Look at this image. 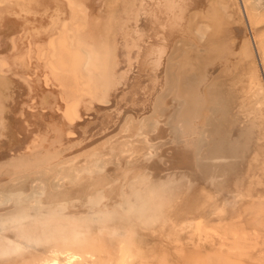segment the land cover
I'll list each match as a JSON object with an SVG mask.
<instances>
[{
  "label": "bare ground",
  "instance_id": "obj_1",
  "mask_svg": "<svg viewBox=\"0 0 264 264\" xmlns=\"http://www.w3.org/2000/svg\"><path fill=\"white\" fill-rule=\"evenodd\" d=\"M15 1L0 0V27L3 24V28L7 23L5 20L11 19L12 15L8 11L15 7L11 5ZM30 2L32 5L30 9H35L34 12L37 11V14L33 13V10L30 11L38 17L36 21L40 26L47 27L45 31L48 37L41 40L47 45L38 46L42 49L36 51L39 57L44 58L47 68L42 80L43 85L32 84V91L35 96L41 97L45 92H49L47 87L53 84L58 86L65 80L66 86L61 89L67 92L64 99L59 91H55L60 98L58 101L60 113L47 109L39 113L40 117L38 114L35 115L36 118L31 117L30 121L39 129L34 130L40 132L42 126L44 131L45 125H48L47 127L52 130L49 134L51 132L55 134L53 136L50 134L54 140L61 135L75 132L74 121L77 118L81 119V111L83 112V108L79 106L82 98L88 96L93 98L107 85L106 83L110 85L109 97L112 105L97 115L94 125L90 127L91 133L85 132L79 143L54 155L49 160L52 162L45 163L48 167L39 169L40 164L28 163V160L24 161L22 166H26L18 172L15 170L0 175L1 200L11 202L17 210L32 204L37 213L61 217L64 216L62 211L74 207L78 200H83L84 205L93 206L108 199L112 202L110 205L115 203L118 205L116 201L123 196L122 205H125L126 216L122 224L130 225L131 221L147 228H157L168 236H177L183 227L193 223L189 215L199 213L203 201L202 195L197 191L191 200L188 199L187 195L197 180L191 177L200 175V179L207 181L209 195L214 196L221 189L228 188L233 181L236 183L242 181L257 163L264 164V102L261 100L256 106L242 104L234 109L235 100L229 94L226 83L236 75L237 70L248 75H255L258 72L253 43L251 44L247 34H244L237 58H234L236 59L234 67L227 68L233 64H230L226 57L229 64L225 60L228 66L222 64L218 75H215L214 71L219 66L216 57L220 54L218 53L215 58L200 56L205 50L216 51V45L225 42L226 36L228 38L232 32L231 26L244 22L245 16L239 0H30ZM244 2L246 15L254 24L257 22L255 16L259 13L254 14V11L257 12L264 1ZM23 6L21 5L22 8ZM27 10L29 11V8ZM24 24L28 25L29 22ZM258 35H255L254 43L262 63L260 54H264V32ZM2 37L0 35V47L4 45ZM11 39L12 37H8V40ZM28 43L32 44V41ZM228 51L226 49L225 54ZM2 56L0 55V63L3 62V66L7 62L2 60ZM243 78L244 76L242 80ZM131 80L136 82L134 86L130 84ZM4 83L5 79L0 76V89L5 87ZM7 91L0 92L1 125L7 122L3 112L6 111V107L9 108L8 104H11L9 103L11 99L7 95L14 93V90L9 94L3 93ZM25 92L24 90L23 93ZM42 104L44 101L36 107L46 109L51 102L46 103V106ZM9 118L10 121L15 119ZM6 128L7 124L4 126L5 131ZM8 136L7 133L1 135V143L8 140ZM173 141L181 145L182 151L177 148L178 160L173 159L177 163L169 169L180 167L183 171H173L174 173L169 175L160 169L157 172L154 164H150L153 168L134 167L137 164L141 166L148 155L158 151L163 144ZM29 142L25 143L27 147L32 145ZM122 160H126V164L132 167L127 169L122 167L118 175L106 169L109 161L120 163ZM49 171L53 172L52 178L46 179L45 174ZM36 179L41 180L43 184L40 190L35 191L31 183ZM116 181H119L121 186L117 187L114 184ZM72 185L80 186L73 195L60 194L56 191L58 186ZM250 186L248 187L251 189ZM114 210H106L109 215L106 220L114 218L116 213ZM101 218L97 214L90 219ZM194 218L198 237L207 239L208 230L202 217ZM17 220L6 222V225L14 223V228H18L19 224L17 230L19 234L16 236L23 238L21 234H26L28 230L21 219ZM79 220H74L76 225L81 224ZM88 233L89 231L86 232L84 229L85 237ZM52 234L57 237L58 242L63 243V235L57 231ZM28 236L29 234L24 237ZM120 264H123V260Z\"/></svg>",
  "mask_w": 264,
  "mask_h": 264
},
{
  "label": "rangeland",
  "instance_id": "obj_2",
  "mask_svg": "<svg viewBox=\"0 0 264 264\" xmlns=\"http://www.w3.org/2000/svg\"><path fill=\"white\" fill-rule=\"evenodd\" d=\"M22 1L23 0H16L15 3L11 2V5L15 7L9 10L10 12L8 11V13L14 18L10 16V20H5L7 22L5 23L7 26L4 24V27L2 28V24L0 27V35L3 36L2 40H4V45L0 47V55H3L2 57L4 59L1 57L2 60L7 62L6 65L3 66L2 64L4 63H0V66H2L0 67V76L5 79V89L1 88L0 92L8 90L7 92L3 93L9 94L10 92L12 93L14 90V93H12V95H7L9 96L8 98L11 99V102H9L11 104H8L9 108L6 107V111L3 112V115L6 118L5 120L7 121L5 123L7 124L6 131L4 129L5 124H0V129H4V131L0 130V137L5 133H7V136L9 135L8 140H6L5 142L1 143L0 139V175H3V173L7 172H13L15 170V172H18V170L26 166H22L24 161L28 162V160V163L40 164L41 166L39 167V169L48 167L45 163L48 162L54 155L63 150H66L68 147L73 144H76L78 141L80 142L85 132H88V134L91 133L90 127L94 125V121L97 118V115L101 114V111H104L105 108L107 109L109 106L112 105V101H110L109 97L110 85L108 83H106L107 85H105L104 83L105 86H103L102 90L100 89L98 91L99 94L97 93L98 95L96 94L94 96L95 98H92L90 96L84 97L85 99L82 98L80 102L81 104H79L80 108H83V112L81 111V119L77 118V120L74 121L75 123L73 122L75 124L74 131L76 133L71 132L69 134H65V136L61 135L58 139L55 138L57 140L56 141L54 140V138H51L54 133L51 132L50 134L52 136H50L49 131L52 130L50 127H47L48 125L46 126L45 124H41L45 125L44 131L42 126L40 125L44 133L41 131V128L40 132H37L39 131V129L36 128V125L30 121L31 117L32 119L36 118V114H38L37 116L40 117L39 113L41 114L42 111L45 112L47 109H50V111L52 110V112L54 111L57 114L60 113V105L58 104V101L60 100L59 94H62V98L66 99L67 92L64 91L65 89H61L66 86V81L64 80V82L62 84L60 83L58 86L53 84L50 86L51 88L47 87L49 89V92H45L44 95H41L42 98L39 95H34L31 85L34 83L43 85V76L44 74H46L45 71L47 70L44 64V58L39 57L37 53L38 50L42 49L39 48L40 46H42L43 44L45 46L47 45L46 42L41 41L45 38H48L46 37L47 31H45V28L47 27L43 28V26H40L37 23L36 18L38 17L33 14H37V11L34 12L35 9L32 8L33 11L30 9V6H32L30 0H24V3ZM18 2L19 4H21H17ZM239 2L243 11V15L245 16L244 22L242 24H234L233 26H231V28L233 27L234 30L232 28V32L230 33V35H228V38L226 36L227 40L225 42L223 41L224 43L221 42L220 44L216 45V51L208 52L207 50H205L202 51L200 54V56L203 55L204 58H211L212 56H214L215 58V56L220 54L219 57H216V59H218L217 64L219 66H217L216 70L214 71V74L218 75L222 66H228L229 62H231L230 64L235 63L236 59L234 58H237L238 48L240 47L241 41L243 40L246 34L249 37L251 44L253 43L252 46L256 54L258 72L255 75H248L237 70L236 75H233L232 78L228 79L226 82L227 90L232 96V98L235 100L233 104L234 109L238 108L242 104L256 106L259 101L262 100L264 102V54H260L261 59L263 61L261 63L259 59L260 57L256 53V43H254L256 41L255 35L259 36L258 34L264 32V4L258 9L257 12L254 11V14L258 12L259 13L255 16L257 22L252 24V22L249 21L248 16L246 15L247 13L246 6H244V0H239ZM26 4H28V6ZM21 5H24L23 8L21 7ZM25 6L26 8H29V11L27 10L28 8H25ZM21 11L24 12L22 13ZM44 13L48 14L47 12ZM33 20L36 22H34ZM26 21L29 22L28 25L24 24L28 23ZM12 22H15V24H13ZM8 23H10L11 25ZM36 36L38 37L36 38ZM8 37H12V39L8 40ZM13 38L15 39L14 41H12ZM231 38L232 40L230 41ZM26 39L27 41H25ZM28 41H32V44H29ZM32 47L34 48L33 50ZM9 48H11L10 52H8ZM226 49L227 51L229 50L227 53L230 52L229 55L226 53L227 56L225 54ZM4 51L7 52L5 53ZM30 53H32V55ZM28 54L30 55L28 56ZM28 57L29 59H27ZM226 57H228L227 60L229 62L225 59ZM230 58L233 60H231ZM127 59L129 58H125V60ZM222 60L223 62H221ZM225 60L228 62V64H226L227 62L225 63ZM234 65L235 64L229 65L227 68H233ZM243 76L244 78L242 80ZM50 79H53V77H50ZM130 84L135 85L136 82L131 80ZM9 89L11 91H9ZM24 90L26 91L25 93H23ZM237 90L240 92L241 95L238 94L239 92ZM55 91H59L60 93L56 94ZM100 95L102 96L100 97ZM44 97L45 99L43 100ZM102 98L104 99V101ZM48 100L51 102V104H48ZM43 101V106H46V103L49 106L47 105L46 109L37 108L36 106L39 103H42ZM21 104L23 105V107ZM14 115L17 117L15 118ZM28 115L30 116L28 117L29 119L25 117ZM9 117H11V119H15L10 121ZM137 118L139 119V116ZM27 121L29 122V125ZM25 125L28 126L25 127ZM34 129L37 131H35ZM45 132L47 135L45 134ZM12 133L15 135L13 136ZM38 133L39 135H36ZM42 134H45V137L42 136ZM31 137H33L32 140ZM38 137H40V139ZM42 137L45 139L43 140ZM28 140L31 141L29 142ZM27 141L32 145H36V147L33 146V148L32 145L30 147H27L25 144L28 143ZM179 145L180 144L177 141H173L168 144L165 143L162 145L163 148L161 146L158 151L148 155V157H146L142 162L141 166L137 164L134 167H139L142 169L144 167H156L157 172L160 169L163 173L165 172L166 174L167 172L169 175L171 173L173 174V171H183V169H180V167L175 168L173 170L169 169V167L171 168L177 163V161H175L177 159L176 153L178 154L179 152L177 148L182 151L181 145L180 148ZM183 147L184 145H182V149H184ZM50 162L52 161H49V163ZM108 163L106 169L110 173L113 172L117 175L120 174L119 172L122 167L126 169L132 167L126 164V160H122L120 163H118V161H109ZM150 164H154L153 167ZM263 166V163H257L253 167L251 172L244 177V181L242 180L237 183L233 181V184H231L228 188L221 189L214 196L209 195L210 193L209 188L207 186V181L200 179V175H195L191 177V179L193 180L194 178L197 179V183H194V186L188 193L187 197L189 200H191V198L197 191V193H200L202 195L203 201L199 213H197L196 215H189L190 220L193 223L187 227H183L178 232L177 236H168L166 233L162 232L157 228L148 227V229L147 227L138 225L134 222L131 223V221H129L130 225H128L127 223L122 224L126 216V213L124 211L125 205H122L124 201L123 196L118 199L119 201H116L117 203H119L118 205L116 203L114 205H110V203L112 204V202L108 199H105V201L101 202V205L96 204L93 206L84 205L82 202L83 200H78L75 203V206L70 208L71 210L67 208L65 211H62V214L66 217H54L52 214L48 213H37L32 204H28V206L22 207L20 210H17L15 209V206L11 204V202L1 200L0 196V264H50V262L51 264H120L121 260H123V264H264ZM167 169H169L171 172H169V170L167 171ZM52 175L53 172L49 171L45 174V177L46 179H51ZM255 179L258 180L256 181ZM36 180L31 183L35 191L40 190L42 186L41 184H43L41 180ZM114 184L117 185V187L121 186V183L119 181L114 182ZM234 185L236 186L234 187ZM248 186H250L251 189ZM79 188L80 186L73 185L66 187L58 186L56 191H58L60 194L73 195L77 192ZM217 202H219V204ZM10 204L11 206L9 207ZM102 208L106 209L103 210ZM110 209H115L114 211H116V213L114 214L113 219L106 220V218H108L107 216H109L108 211L106 210ZM102 210L104 212H102ZM255 211L258 213H256ZM97 214L102 218L94 220L90 219ZM77 215L79 217L76 218ZM195 216L197 218L202 217L201 219L205 223V227L208 231L211 232L210 233L207 231V239L199 238V235H197V233L195 232L196 227L193 221L195 219ZM17 219H21L20 221L26 225V228L28 230L26 234H21L23 238H17L16 236L18 233L17 230L19 228V224L18 228H14V223L6 225V222H12L13 220H15L16 222L18 221ZM77 219H80V225H76V223L74 222V220ZM49 227L53 228L50 229ZM84 229L86 232L89 231L87 237H85V235L83 234ZM56 231L59 234L63 235V243L58 242L57 237L52 234V232L54 233ZM175 232L176 230L173 231V233ZM27 234H29L28 237L31 238L24 237L25 235L27 236ZM68 235L70 236L68 237ZM81 254L83 255L81 256Z\"/></svg>",
  "mask_w": 264,
  "mask_h": 264
}]
</instances>
